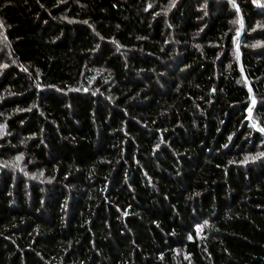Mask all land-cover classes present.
I'll use <instances>...</instances> for the list:
<instances>
[{
  "label": "trees",
  "instance_id": "1",
  "mask_svg": "<svg viewBox=\"0 0 264 264\" xmlns=\"http://www.w3.org/2000/svg\"><path fill=\"white\" fill-rule=\"evenodd\" d=\"M0 22V264H264V0Z\"/></svg>",
  "mask_w": 264,
  "mask_h": 264
},
{
  "label": "snow or ice",
  "instance_id": "2",
  "mask_svg": "<svg viewBox=\"0 0 264 264\" xmlns=\"http://www.w3.org/2000/svg\"><path fill=\"white\" fill-rule=\"evenodd\" d=\"M175 2V0H173V3ZM254 2H258V0H254ZM149 7H151V5H149ZM84 23H87V21H85ZM3 25H2V22H0V27H2ZM237 36H239V31H237ZM7 39V37H5V40ZM233 40L235 41L236 40V37H233ZM239 56H240V52H239V47L237 46V50H236V57H237V59H239ZM3 67H6V65L5 66H3ZM25 71H26V69H25ZM37 87H39V85H37ZM249 92H251V89H249ZM252 103L253 104H255V100L253 99V101H252ZM31 109H27V111H30ZM18 111H26L25 109H18ZM251 114H252V109H251V106L249 107V116H251ZM254 128H258V130L260 131V132H262V133H264V127H259V125L258 124H253L252 125ZM0 127H2V126H0ZM159 145H157V147H158ZM225 147H227V145H225ZM259 155L260 156H264V152H262V153H259ZM257 157H251V159H256ZM16 159L17 160H19V159H22V154H21V156H18V157H16ZM248 159H249V157H245V159L243 160V161H241V163H247L248 162ZM5 166H7V165H5ZM197 195H198V193H197ZM208 223V221H204V224H207ZM201 227H202V225H196L195 226V228H196V230L197 231H199L200 229H201ZM188 239H192V236L191 235H189V237H188Z\"/></svg>",
  "mask_w": 264,
  "mask_h": 264
},
{
  "label": "rangeland",
  "instance_id": "3",
  "mask_svg": "<svg viewBox=\"0 0 264 264\" xmlns=\"http://www.w3.org/2000/svg\"><path fill=\"white\" fill-rule=\"evenodd\" d=\"M260 44V43H259ZM0 132H1V128H0Z\"/></svg>",
  "mask_w": 264,
  "mask_h": 264
}]
</instances>
